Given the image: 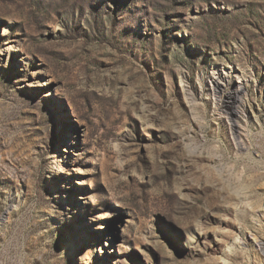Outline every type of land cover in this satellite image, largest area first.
<instances>
[{"label":"rangeland","instance_id":"1","mask_svg":"<svg viewBox=\"0 0 264 264\" xmlns=\"http://www.w3.org/2000/svg\"><path fill=\"white\" fill-rule=\"evenodd\" d=\"M252 134L264 0H0V264H264Z\"/></svg>","mask_w":264,"mask_h":264},{"label":"bare ground","instance_id":"2","mask_svg":"<svg viewBox=\"0 0 264 264\" xmlns=\"http://www.w3.org/2000/svg\"><path fill=\"white\" fill-rule=\"evenodd\" d=\"M212 77H214V76H212ZM213 83H214V86L212 89L214 92H218L220 85L223 86L222 83L216 79L213 80ZM236 92L237 93L242 92V89L237 88ZM228 95H229V99L232 100V104H233L232 107L227 105V104H224L223 100H219V101H221L220 102L221 106L232 108V110H230V112L234 114V118L230 120L231 122L229 124L231 127V130H232V126H236V125L238 126V124H237L238 120L240 121L242 119L241 117L243 116V110L240 109L237 104L242 105L243 102H242L241 98H238V95L235 92L228 93ZM234 104H236L237 107H235ZM223 131H224V129H223ZM223 131H222L221 135L223 136V138L226 139V134ZM238 134L240 135V133L234 134L232 132V135L234 138L233 140L236 142V146L238 148H241L242 143L237 141L238 140V136H237ZM250 137L252 138V141L254 143L252 145L260 152L261 157L264 158V136L252 134ZM236 166L237 165H234V168H236ZM244 169H245L244 170L245 175L241 179H239L237 176L232 175L230 178L231 182H233L234 184H239L241 182L245 183L244 189L250 193H253L254 187H258V188L264 190V171H260V169L264 170V161L262 159L260 161H257V162L254 161V162H252L251 165L244 166ZM256 196L257 195L254 194V195L250 196V198H253V197L256 198Z\"/></svg>","mask_w":264,"mask_h":264}]
</instances>
